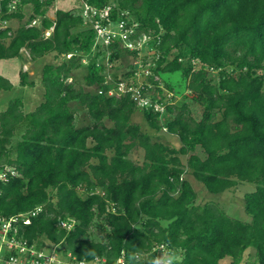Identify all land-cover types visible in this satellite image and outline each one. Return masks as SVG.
Listing matches in <instances>:
<instances>
[{
    "label": "trees",
    "instance_id": "obj_1",
    "mask_svg": "<svg viewBox=\"0 0 264 264\" xmlns=\"http://www.w3.org/2000/svg\"><path fill=\"white\" fill-rule=\"evenodd\" d=\"M54 1L17 0L10 10V0H0V22H20L15 30L0 28V60L20 57L22 49L32 60L58 59L41 69L42 100L33 110L24 113L20 97L0 110V167L16 173L0 180V216L25 214L29 223L12 224L17 237L37 249L42 236L50 245L63 243L78 259L111 262L121 250L130 256L164 243L175 264H264V0H87L98 8L112 5L113 19L128 12L136 34L152 39L156 59L148 83L162 99L159 72H181L203 107L199 120L184 103H165L160 113L139 108L128 94L107 96L114 81L104 84L106 49L115 80V64L136 53L113 41L83 65L95 31L72 10L57 9L49 18ZM81 66L87 73L77 86L73 71ZM127 67L122 78L133 76L132 63ZM20 85L34 82L22 72ZM11 89L0 75V90ZM72 103L86 109L88 124L76 125ZM137 108L151 130L166 128L180 147L152 140L133 123ZM137 147L141 163L129 158ZM179 155H187L185 164ZM186 170L213 194L253 183L243 195L250 221L230 217L213 202L196 204ZM68 218L73 227L61 228ZM96 219L103 240L87 237Z\"/></svg>",
    "mask_w": 264,
    "mask_h": 264
},
{
    "label": "built area",
    "instance_id": "obj_2",
    "mask_svg": "<svg viewBox=\"0 0 264 264\" xmlns=\"http://www.w3.org/2000/svg\"><path fill=\"white\" fill-rule=\"evenodd\" d=\"M76 1L79 3L78 14L95 31L92 55L99 50H105L113 41H116L121 48L136 53L131 62L134 71L133 76L129 78L117 77L118 79L115 80L109 73L111 63L108 61L109 51L106 49L102 62L108 74L105 76L104 84L114 82L104 91L105 94L107 96L128 94L141 109H150L160 113L165 112V103H175L177 97L172 92L167 91L161 94L163 96L161 99L159 93L147 81L153 75L150 68L154 66L156 59L152 54L151 60H147L146 55L148 53L143 54L144 50H154L151 45V37L136 34L137 24L131 21L128 12H121L116 19H113V8L110 4L98 8L88 4L87 0ZM16 3L17 0H10V10L15 9ZM32 24H35V21ZM49 34L50 30L45 32L46 36ZM140 77L143 79L139 80ZM101 92V89L98 90V93ZM162 130L166 131V128ZM8 174L14 176L16 173L9 166L0 167L1 181H6ZM31 214L34 213L31 212ZM21 221L24 224L29 223V219L25 214H19L8 219L0 216V264H150L152 258L163 256L166 251H169L167 245L161 243L152 246L148 251L136 252L130 256L124 250H121L119 255L113 258L111 262L105 256H95L89 260L78 259L71 252H58L55 247L46 251L43 247L37 249L34 243L28 245L26 239L17 237L16 230L12 231V224ZM73 224L74 220L69 218L59 222V226L67 230H70Z\"/></svg>",
    "mask_w": 264,
    "mask_h": 264
},
{
    "label": "rangeland",
    "instance_id": "obj_3",
    "mask_svg": "<svg viewBox=\"0 0 264 264\" xmlns=\"http://www.w3.org/2000/svg\"><path fill=\"white\" fill-rule=\"evenodd\" d=\"M57 7H62L63 10L64 9L72 10L75 13L79 12V3L76 0H65L60 5L57 4ZM25 13L28 17L31 13V10L26 9ZM50 14L53 15V13H50ZM3 26H10L14 28L15 30L18 26V23L17 21L14 20L12 21V23H6ZM21 52L23 55L22 57L25 58L26 64L25 63L23 65L19 64V66L17 65V67L15 68L12 65H10V63H12L10 61H7L4 59V60H1L0 62L1 64H3L0 67V69L2 68L1 69V72H3L2 74L7 75L9 80L12 82L11 85L14 84L12 85L13 88L9 91L0 90V110L5 109L8 104V101L11 98H15V97H20L22 99L23 105H22L21 110L24 113L33 110L36 107V105L42 100L43 90H42V86L39 83V80H40V73H41V69L43 65L46 63H52V62L58 63V59L54 60L52 54L32 60L29 58L27 51L24 50ZM144 53H148L146 55V58L147 60H151L152 51L144 50L143 54ZM90 57H92V54L89 55L88 57H85L82 60V62L84 61L83 65H86L89 62ZM17 60L21 61V58L18 57ZM22 62L23 61H21L20 63ZM130 62H132V60H130V57H129L128 59L126 58V60L123 59L121 62L116 63L115 67H113L112 74H114L116 78L122 77L124 73L129 71L127 64ZM22 68L24 70H27L30 80H32L35 84H38L37 86H35L34 84L32 88H29V87L24 88L23 86L20 85L19 77H20V72H21L20 70ZM86 73H87L86 68L84 66L83 67L81 66L80 68L73 71V74L76 80L75 84L77 86L83 84V77L86 75ZM14 74H17L15 75L16 78L13 77ZM217 76H218L217 74H212L213 82L217 81ZM29 78H27L28 81H29ZM142 79H143L142 77L139 78V80H142ZM157 79L160 81L159 86L163 92H167L169 90V92L171 91L173 94L176 95L177 98L175 102H177L178 105H181L183 103L187 105V108L189 110V115L193 119L199 120L202 117L203 107L200 104L196 103L192 98V94H190L187 91V88H186L187 81L185 77L181 74V72L179 71H175L172 73L159 72ZM69 80H71V78L68 79V81ZM166 87H170V89ZM72 107L75 112V116H76L75 123L77 126L86 125L90 122L87 116V111L84 107L78 104H75V103H72ZM131 120L133 123L139 124L141 129L144 132L148 133L152 140L160 141L173 148L180 147V142L176 135L168 134L165 131L151 130L145 121V118L143 116V112L141 109H138V108L136 109V111L131 117ZM104 122L107 126L111 125V122L107 119H104ZM22 130L23 129H21L18 133H16L12 137L11 139L12 143L18 140L19 134ZM90 144L91 143L89 142V145ZM196 151L197 153H200L199 148ZM107 154L111 155V152L108 151ZM179 156H180L182 163L185 164L187 160V155H179ZM129 158L136 163H141L143 161V149L139 147L133 149L131 153L129 154ZM92 162H95V160H92ZM183 178L189 180L192 188L196 192V199H195L196 204L203 205L205 203L213 202L219 208L224 210V212L230 217L241 220V221H247V220L250 221V216L244 211L243 195L245 192H250L254 189L255 185L253 183L238 182L235 186L223 191L222 193L213 194V193L208 192L206 188L204 187V185L198 180H196L191 175L189 170H186V172L183 174ZM100 221L101 219L100 220L96 219L93 221V224L88 230V236H87L88 238L93 239L95 241L103 240V234L105 231L100 226ZM40 238L43 241L42 247L46 251L55 247L58 252H62V251H64L65 253L70 252V251L64 250L65 246L63 245V243L57 244V246L50 245L43 236Z\"/></svg>",
    "mask_w": 264,
    "mask_h": 264
},
{
    "label": "crops",
    "instance_id": "obj_4",
    "mask_svg": "<svg viewBox=\"0 0 264 264\" xmlns=\"http://www.w3.org/2000/svg\"><path fill=\"white\" fill-rule=\"evenodd\" d=\"M65 0H55L53 3H52V5H50L49 7H48V9H47V12H46V15L49 17V18H51V19H53L54 18V13H55V11L57 10V9H61V10H63L62 9V7H57V4L58 5H60L61 3H63ZM26 9H30V7H26L25 8V10ZM24 10V11H25ZM65 10V9H64ZM50 11V12H49ZM50 13H53V15H51ZM27 16V15H26ZM17 21V23H18V26H19V21L18 20H16V19H11V20H8V21H6V22H0V28H3V27H7V26H3V25H5L6 23H12V21ZM17 26V27H18ZM10 27V26H9ZM12 28V27H11ZM12 30H14V28H12ZM27 51L26 49H22L21 51ZM28 52V51H27ZM28 55H29V53H28ZM23 55H22V52H21V56H20V58H21V61H23L22 63H20L21 61H18L17 59H18V57H16V58H11V59H5V60H7V61H10V62H12V63H10V65H12L13 67H17V65L19 66V64H26V62H25V58L24 57H22ZM30 58V57H29ZM13 61H15V62H13ZM0 62H1V60H0ZM1 65H3V64H1L0 63V67H1ZM2 69V68H1ZM1 69H0V75L1 76H3V77H5L6 79H8V81L10 82V83H12L10 80H9V78L7 77V75L6 74H2L3 72H1ZM20 69V68H19ZM5 70V69H4ZM14 70V69H13ZM21 72L20 73H22V72H26L27 73V78H29V75H28V72H27V70H24L23 68L20 70ZM16 72V71H15ZM15 75H17V74H14L13 75V77L14 78H16V76ZM20 78V77H19ZM29 81H32V80H30V78H29ZM35 84V83H34ZM12 85H14V84H12ZM38 84H35V86H37ZM24 88L25 87H29V86H23ZM13 88V87H12ZM29 88H32V87H29ZM1 110H3V109H1ZM248 221V220H247Z\"/></svg>",
    "mask_w": 264,
    "mask_h": 264
},
{
    "label": "clouds",
    "instance_id": "obj_5",
    "mask_svg": "<svg viewBox=\"0 0 264 264\" xmlns=\"http://www.w3.org/2000/svg\"><path fill=\"white\" fill-rule=\"evenodd\" d=\"M174 257H175L174 252L166 251L163 256L152 258L150 264H175Z\"/></svg>",
    "mask_w": 264,
    "mask_h": 264
}]
</instances>
